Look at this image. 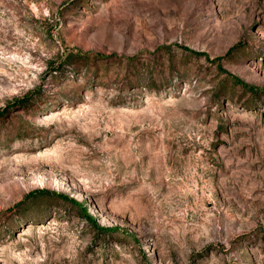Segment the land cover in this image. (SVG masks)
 <instances>
[{"label":"rangeland","instance_id":"1","mask_svg":"<svg viewBox=\"0 0 264 264\" xmlns=\"http://www.w3.org/2000/svg\"><path fill=\"white\" fill-rule=\"evenodd\" d=\"M0 264H264V0H0Z\"/></svg>","mask_w":264,"mask_h":264},{"label":"trees","instance_id":"2","mask_svg":"<svg viewBox=\"0 0 264 264\" xmlns=\"http://www.w3.org/2000/svg\"><path fill=\"white\" fill-rule=\"evenodd\" d=\"M73 206H75V205H73ZM77 210H78L79 216H81L83 218H86L88 216V212L86 211V208L85 207H83V206H77Z\"/></svg>","mask_w":264,"mask_h":264}]
</instances>
